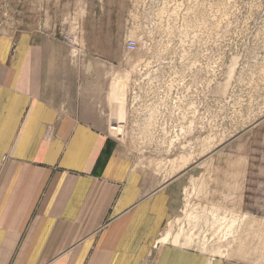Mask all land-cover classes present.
<instances>
[{"label":"crops","instance_id":"crops-1","mask_svg":"<svg viewBox=\"0 0 264 264\" xmlns=\"http://www.w3.org/2000/svg\"><path fill=\"white\" fill-rule=\"evenodd\" d=\"M92 5L0 0V264H264L263 223L230 257L163 241L189 181L136 164L116 138L125 105L109 96L110 65L74 60L61 39V25L85 34Z\"/></svg>","mask_w":264,"mask_h":264},{"label":"rangeland","instance_id":"rangeland-1","mask_svg":"<svg viewBox=\"0 0 264 264\" xmlns=\"http://www.w3.org/2000/svg\"><path fill=\"white\" fill-rule=\"evenodd\" d=\"M92 1L85 34L61 30L76 36L74 60L110 65L109 96L125 105L116 138L156 180L189 181L166 242L239 255L261 240L247 226L264 224V0Z\"/></svg>","mask_w":264,"mask_h":264},{"label":"built area","instance_id":"built-area-1","mask_svg":"<svg viewBox=\"0 0 264 264\" xmlns=\"http://www.w3.org/2000/svg\"><path fill=\"white\" fill-rule=\"evenodd\" d=\"M60 37L70 47L73 56H77L81 50L78 48L76 36L64 29L60 31ZM125 47L127 52L133 53L138 49V42L136 40H128Z\"/></svg>","mask_w":264,"mask_h":264},{"label":"bare ground","instance_id":"bare-ground-1","mask_svg":"<svg viewBox=\"0 0 264 264\" xmlns=\"http://www.w3.org/2000/svg\"><path fill=\"white\" fill-rule=\"evenodd\" d=\"M231 162H232V161H231ZM233 168H234V167H233ZM236 172H237V171H236ZM236 172H235V173H236ZM232 174H233V173H232ZM229 175H230V174H229ZM168 238H169V235H168V234H167V235L165 234V236H164V238H163V241H164V242L168 241Z\"/></svg>","mask_w":264,"mask_h":264}]
</instances>
